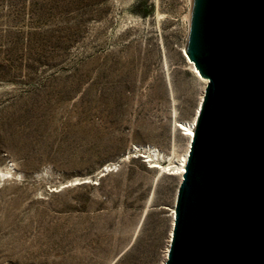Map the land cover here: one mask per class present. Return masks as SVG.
Returning <instances> with one entry per match:
<instances>
[{
  "label": "rangeland",
  "instance_id": "obj_1",
  "mask_svg": "<svg viewBox=\"0 0 264 264\" xmlns=\"http://www.w3.org/2000/svg\"><path fill=\"white\" fill-rule=\"evenodd\" d=\"M194 1L0 0V264H166Z\"/></svg>",
  "mask_w": 264,
  "mask_h": 264
},
{
  "label": "water",
  "instance_id": "obj_2",
  "mask_svg": "<svg viewBox=\"0 0 264 264\" xmlns=\"http://www.w3.org/2000/svg\"><path fill=\"white\" fill-rule=\"evenodd\" d=\"M186 54L208 81L166 264H264V0H195Z\"/></svg>",
  "mask_w": 264,
  "mask_h": 264
},
{
  "label": "bare ground",
  "instance_id": "obj_3",
  "mask_svg": "<svg viewBox=\"0 0 264 264\" xmlns=\"http://www.w3.org/2000/svg\"><path fill=\"white\" fill-rule=\"evenodd\" d=\"M188 60L191 63V67L193 68V70L197 74V76L202 78V79H204L205 83H207L208 80L201 76V74L199 73L198 69L195 67L194 63L189 59V57H188ZM198 112H199V107H198L197 114H198ZM197 114L191 121L181 124L182 127H183L182 129L184 130V134L189 137V145H188L186 151L184 152L183 156L181 158H179L178 161L175 164L170 165L168 167V170L172 171V173L179 174L181 179H182V176H183L184 172L186 171V165H187V162H188V156H189V151H190V147H191V139L194 136V132H195V129H196ZM152 166L153 167H159L158 165H152ZM162 168L164 169L165 167H161V169ZM107 169H108V167H106V170ZM102 171L104 172V169ZM172 216H173V221H174V216H175L174 212H173ZM170 241H171V239H170ZM166 255H167V253H166Z\"/></svg>",
  "mask_w": 264,
  "mask_h": 264
}]
</instances>
